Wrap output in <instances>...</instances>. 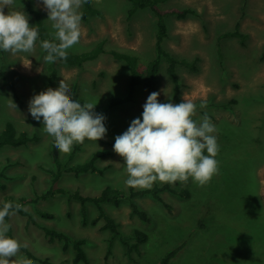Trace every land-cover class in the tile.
<instances>
[{
  "label": "rangeland",
  "instance_id": "1",
  "mask_svg": "<svg viewBox=\"0 0 264 264\" xmlns=\"http://www.w3.org/2000/svg\"><path fill=\"white\" fill-rule=\"evenodd\" d=\"M92 1L102 16L81 20L79 42L67 52L80 53L105 40L106 49L131 52L141 64L154 57L155 21L149 12L138 11L128 18L126 0ZM33 6L47 33L54 37L42 0H33ZM162 7L195 11V15L185 19L165 17L168 37L164 48L178 59L198 58V62L197 71L177 66L182 88L176 100L165 71L166 62L161 61L158 102L179 104L184 98L196 104L195 120L208 114L217 129L214 135L219 146L215 157L218 172L204 186L191 178L186 183L180 182V188L189 189V198L162 193L171 205L170 211L150 196L137 198L149 222L131 215L126 201L119 206L104 205L123 234L134 228L148 234L147 241L140 245V254L128 255L117 239L108 253L112 236L100 229L102 221L90 224L97 215L92 204L86 205V223L81 217L80 203L60 195L23 206L36 224L11 212L5 220L10 226L7 236L50 264H156L180 244L184 247L170 264H264V0H167ZM12 10L23 11L33 27L32 16L24 11V0H14L4 11L7 14ZM237 23L246 35L243 44L235 37L219 39L221 34L234 30ZM46 54L38 38L31 53L12 55L0 51V131L6 121H11L18 131L37 137L23 147L0 149V169L11 165L5 171L6 178H0L4 185L0 187V202L5 197L16 201L45 191L51 179L49 170L54 168L53 149L60 161L69 165L86 162L94 152H107L96 161L103 173H63L56 187L84 196H97L107 186L126 189V166L113 151L115 137L123 134L132 120L142 118L150 94L138 86L132 102L109 107L110 99L127 94L130 73L124 62L103 54L83 67H68L58 61L45 62ZM27 60L31 62L29 68L24 66ZM48 68L57 70L55 89L63 80L73 100L82 105L96 104L94 113L105 117L104 138L96 142L85 140L71 160V151L61 153L54 146L53 137L43 130V123L34 120L28 111L30 99L46 90ZM4 82L12 84L14 91ZM10 100L16 109L9 107ZM201 102L207 107L201 109ZM40 212L53 217L44 218ZM40 226L83 240L87 263H73L72 247L63 252L61 243H50ZM20 258H26L21 250L13 259Z\"/></svg>",
  "mask_w": 264,
  "mask_h": 264
},
{
  "label": "clouds",
  "instance_id": "2",
  "mask_svg": "<svg viewBox=\"0 0 264 264\" xmlns=\"http://www.w3.org/2000/svg\"><path fill=\"white\" fill-rule=\"evenodd\" d=\"M54 29L52 42L44 40L42 49L47 53L44 61L54 63L66 60L67 50L79 42L81 36L82 4L88 0H42ZM14 0H0V50L16 55L34 51L38 29L30 27L29 17L23 11H8ZM26 68L31 66L27 60ZM159 92H152L143 106L142 118L132 120L128 129L115 137L113 151L126 166V186L150 189L154 183H186L190 178L204 186L218 172L219 146L217 131L207 113L199 119L193 117L197 106L182 98L179 104L159 103ZM96 104L75 101L63 80L55 90L48 88L34 95L28 104L31 117L40 121L43 130L53 137L54 146L61 153H69L74 144L85 139L98 141L106 135L105 117L94 113ZM9 107L16 109L10 100ZM207 107L201 102L200 108ZM205 152L207 154H205ZM21 205L16 204L19 210ZM13 209L11 202L0 208V264H32L26 258L13 259L20 251V243L9 238V225L5 217Z\"/></svg>",
  "mask_w": 264,
  "mask_h": 264
},
{
  "label": "trees",
  "instance_id": "3",
  "mask_svg": "<svg viewBox=\"0 0 264 264\" xmlns=\"http://www.w3.org/2000/svg\"><path fill=\"white\" fill-rule=\"evenodd\" d=\"M129 4V9L127 10L128 18H131L138 11L149 12L155 21V33H154V57L148 62L141 64L138 57L131 52H120L115 49H106L105 40L97 42L94 47L89 50H85L80 53L68 52L66 60H56L68 67H83L86 63L93 62L97 60L101 55L108 54L113 59L117 61L124 62L129 69V82L127 94L123 97L110 99L109 107H115L128 102L133 101V96L136 87H143L149 94L152 92H157L159 85V70L161 61L166 62V74L173 85L174 98L177 100L182 88V81L177 73V66H183L191 71H197L198 58L191 61L186 59H178L171 52L164 48V42L168 37L167 26L165 23L166 16H174L177 19H185L188 15H195V11L190 8H163L162 3L167 0H126ZM24 11L32 16L33 27L38 29V40L41 42L44 40H49L58 43L53 36L47 33L42 20L41 15L38 10L33 6V0H24ZM82 14V21H88L90 19H96L102 16V12L94 5L92 0H88V3L82 4L80 10ZM235 37L238 38L240 43L243 44L246 35L240 31L239 23L236 24L234 30L227 31L219 36V39ZM2 51V50H0ZM57 79V70L55 68H48V77L46 83V89H55V81ZM11 90L14 91L12 84L4 82ZM16 97V96H15ZM74 97L75 93H74ZM17 99V97H16ZM42 123V118L40 120ZM37 140L36 136H29L28 133L23 131H18L11 121H6L2 130L0 131V149L2 148H19L26 146L29 142ZM87 140V139H85ZM82 144H74L72 146L70 160L74 157L76 152L79 151ZM54 157V168L50 171L51 179L49 187L40 193H36L34 196L21 197L14 201L11 197H5L0 202V208L4 206L5 203L11 202L13 209L11 212H16L19 215L25 216L28 223L36 224L32 215L23 209L24 205H35L39 202L47 201L55 198L57 195L65 196L69 200H75L80 203V213L84 223L87 222V204H92L95 206L97 215L90 221L91 225H97L102 221L100 229L107 230L110 232L112 238L108 245V253L112 247V242L117 239L120 243L124 245L128 255L132 252L140 254V245L145 243L148 239V234L145 231L134 228L129 234L125 235L119 229V225L115 220L110 217L105 211V204H112L114 206H119L122 202L126 201L130 207L131 215L137 216L143 222H149L148 215L144 210H142L137 203V198L142 196H150L161 204L168 211L171 210V205H169L162 197V193L168 192L174 194L181 198H189L191 193L187 188H180V182L177 181L174 184L163 183L162 185L153 184L150 189H139L130 188L127 186L126 189L113 188L110 186L105 187L99 195L97 196H84L77 191H68L61 187H56L55 184L60 180L63 173H73L75 175H80L84 173H103V170L96 166V161L106 155L107 152L98 151L92 153L88 160L84 163L69 165L65 162L60 161L57 152L53 149L52 151ZM206 154V152H205ZM11 165H6L0 169V178H6L5 171ZM0 187L4 188V185L0 183ZM21 205L19 210L15 209V205ZM10 212V213H11ZM40 215L44 218H52V214L47 212H40ZM8 216L5 220H8ZM45 237L48 241L54 242L58 241L62 245L63 252H66L69 246L75 252L72 259L73 263H87L86 253L83 248V240L71 239L69 236L56 229H51L47 227L40 226ZM133 241V242H132ZM184 245L180 244L169 251H167L156 264H170L171 261L177 256V254L183 249ZM20 250L25 254L26 258L29 260H36L41 264H50L47 259H40L34 256L27 248L21 246Z\"/></svg>",
  "mask_w": 264,
  "mask_h": 264
}]
</instances>
